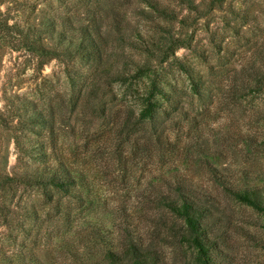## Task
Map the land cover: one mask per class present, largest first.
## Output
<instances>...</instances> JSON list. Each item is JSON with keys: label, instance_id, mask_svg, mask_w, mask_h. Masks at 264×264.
<instances>
[{"label": "trees", "instance_id": "16d2710c", "mask_svg": "<svg viewBox=\"0 0 264 264\" xmlns=\"http://www.w3.org/2000/svg\"><path fill=\"white\" fill-rule=\"evenodd\" d=\"M187 1L191 9L206 4L213 11L223 10L227 2ZM93 4L96 9L79 20L72 14H43L30 0H0V48L26 50L41 66L61 60L70 88L77 91L73 102L84 116L91 106L95 117L104 118L111 110L112 159L107 193L97 189L96 175L90 178L86 169L74 166L69 153H47L42 143L32 155L37 164L0 170V264H219L214 231L224 211L218 195L254 212L264 228V168L252 159L219 175L224 164H213L208 170L216 195L190 174L172 168L171 156L178 150L162 151L161 142L166 133L173 145L169 130L189 94L167 78L165 65H178L191 93L214 99L206 96L207 82L188 59L190 54L176 56L181 47L192 53L195 49L188 39H174L164 47L156 28L143 40L130 26L132 5L141 15L149 14L151 22H170L167 16L173 10L162 0ZM175 17L181 26L185 23ZM61 22L70 24L61 27ZM113 35L118 43L110 41ZM78 63L88 66L86 74L70 68ZM241 72V85L238 80L227 84L228 100L250 86L264 88V71ZM116 84L120 89L115 90ZM260 103L264 107V98ZM28 117L33 127L47 124L46 114L37 109ZM252 145L245 141V151L252 152ZM29 187L39 191V202L48 207L44 214L36 203L22 199ZM179 249L183 252L177 257Z\"/></svg>", "mask_w": 264, "mask_h": 264}, {"label": "rangeland", "instance_id": "374dc122", "mask_svg": "<svg viewBox=\"0 0 264 264\" xmlns=\"http://www.w3.org/2000/svg\"><path fill=\"white\" fill-rule=\"evenodd\" d=\"M93 1L30 0L43 14H72L79 20L87 18L86 11L96 9ZM162 1L173 10L167 16L170 22H151L149 14L141 15L132 5L128 15L130 26L143 40L149 39L156 28L159 30L156 36L164 47L174 39L191 41L195 52L181 47L176 56L190 54L188 59L207 82L206 96L214 95V99H201L191 93L187 77L170 59L173 64L165 65V75L189 95L177 108L173 129L169 130L173 145L167 143L165 133L162 151L163 147L178 150L168 165L183 175L190 174L195 182L216 195L218 190L208 170L213 164L214 168L224 164L218 170L227 168L229 172L256 159L257 165L264 168V107L260 103L264 88L259 91L250 86L247 92L236 91L233 100L226 98L229 82L238 80L241 85L243 68L264 71V0H227L223 10L214 11L206 4L198 10L191 9L193 5L187 0ZM105 2L110 5L111 0ZM176 15L178 20L185 19L182 26ZM65 24L68 26L70 22H61V27ZM118 38L109 36L110 41L117 43ZM117 50L120 52V48ZM70 68L79 70L80 75L89 70L81 63ZM66 72L59 59L41 66L37 57L26 50L0 48V170L37 164L32 155L38 153V145L42 143L47 153L61 156L69 153L74 166L86 169L90 178L96 175L93 180L96 187L107 193L105 184L111 185V110L104 118L95 117L91 106L84 116L83 108L73 102L78 95L70 88ZM114 87L120 89L119 84ZM35 109L46 114V126L33 127L30 123L28 116ZM181 111L185 112L183 116ZM245 141L252 142V152L245 151ZM218 196L219 208L224 212L214 231L218 240L217 262L264 264L262 220L251 210L226 203ZM22 199L36 203L42 214L48 209L39 202L41 195L36 188L25 189ZM182 252L177 250V257Z\"/></svg>", "mask_w": 264, "mask_h": 264}]
</instances>
